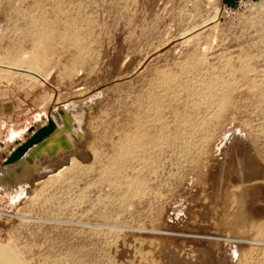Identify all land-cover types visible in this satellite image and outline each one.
<instances>
[{
    "label": "rangeland",
    "instance_id": "1",
    "mask_svg": "<svg viewBox=\"0 0 264 264\" xmlns=\"http://www.w3.org/2000/svg\"><path fill=\"white\" fill-rule=\"evenodd\" d=\"M5 87L25 131L63 106L85 131L83 156L0 194L7 252L264 264V0H0Z\"/></svg>",
    "mask_w": 264,
    "mask_h": 264
},
{
    "label": "bare ground",
    "instance_id": "2",
    "mask_svg": "<svg viewBox=\"0 0 264 264\" xmlns=\"http://www.w3.org/2000/svg\"><path fill=\"white\" fill-rule=\"evenodd\" d=\"M254 2L258 3L259 0L254 1ZM27 73H28V71H27ZM29 73H30V75L31 74H37L34 72H29ZM32 77H34V76H32ZM93 96H94V94H93ZM76 102H78V101H76ZM49 118H51L55 122V124H56L55 130L56 131L51 136H49L48 139H46L45 141H43L39 144H36L33 149H31L25 156H23L20 159L19 162L5 165V166H11V169H12V167H14L13 169H15V170L17 169L16 172L18 173V175H16V177H15L16 182H12V183L0 182V189L1 190H3V191L6 190V187H15V184H16L20 190V195L22 193H26L29 189L28 185H30L33 181H34V183H36L37 179L42 178L43 174H45L46 172H51V165L53 162H55V161H57L59 163H60V161L62 162L63 157H65V155H67V154H75L76 157L82 155V152H81L82 149L80 150V143H82V141L85 138V131H84V129H82V126H81L82 125V119H83L81 112H79V110L73 111V108L71 106H63L61 109H59L55 112H52L49 115L48 119ZM48 119H47V122H48ZM42 126H44V123H43V125L38 124L37 129H39ZM36 130H34V132ZM223 235H224V233H223ZM225 236H227V234ZM225 238L229 239L228 237H225ZM222 240L226 241L224 239H222ZM230 240H232V239H229V241Z\"/></svg>",
    "mask_w": 264,
    "mask_h": 264
},
{
    "label": "crops",
    "instance_id": "3",
    "mask_svg": "<svg viewBox=\"0 0 264 264\" xmlns=\"http://www.w3.org/2000/svg\"><path fill=\"white\" fill-rule=\"evenodd\" d=\"M23 105L24 102L15 97L14 90L9 87L0 88V182L2 183L16 182L15 177L18 175L17 169H13L14 167L11 169V166H4L6 157L20 143L33 134L34 130L38 128V124L43 125L44 123L45 125L49 117L46 120L39 119L32 130L25 131L24 126L26 121L31 118V113L29 111L25 113ZM15 187H6L4 191L0 189V194L11 193L12 189L20 194V190L16 184ZM2 242H0V264H26L24 258L21 259L18 255L7 252V245Z\"/></svg>",
    "mask_w": 264,
    "mask_h": 264
},
{
    "label": "water",
    "instance_id": "4",
    "mask_svg": "<svg viewBox=\"0 0 264 264\" xmlns=\"http://www.w3.org/2000/svg\"><path fill=\"white\" fill-rule=\"evenodd\" d=\"M222 1L227 8L233 9L242 0H222ZM253 1H257V0H253ZM55 129H56L55 122L51 118H49L46 125L37 129L33 133V135H31L26 141L20 143L19 146L6 157L4 166L6 164H13L19 162L20 159L23 156H25L31 149H33L36 144H39L45 141L46 139H48V137L51 136L56 131Z\"/></svg>",
    "mask_w": 264,
    "mask_h": 264
}]
</instances>
